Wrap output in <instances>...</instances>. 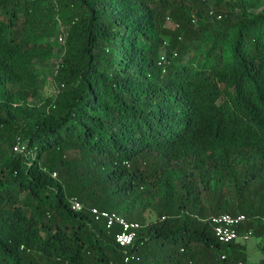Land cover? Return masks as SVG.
I'll return each mask as SVG.
<instances>
[{
  "label": "trees",
  "instance_id": "16d2710c",
  "mask_svg": "<svg viewBox=\"0 0 264 264\" xmlns=\"http://www.w3.org/2000/svg\"><path fill=\"white\" fill-rule=\"evenodd\" d=\"M261 1L0 0V264H247L211 218L264 242ZM57 19L58 93L29 106ZM91 209L138 223L132 244Z\"/></svg>",
  "mask_w": 264,
  "mask_h": 264
},
{
  "label": "rangeland",
  "instance_id": "374dc122",
  "mask_svg": "<svg viewBox=\"0 0 264 264\" xmlns=\"http://www.w3.org/2000/svg\"><path fill=\"white\" fill-rule=\"evenodd\" d=\"M50 1V0H48ZM263 7L261 0H254V3L248 8L249 13H257ZM241 13L239 9L233 10L230 15L233 18L238 17ZM66 37L65 29L62 23L57 19L53 24V36L43 40V43L49 44V56L36 57L32 60L33 76L29 79L26 100L29 106H40L54 100L58 93V88L55 82V75L58 65L63 55V43ZM169 51L164 48L161 53L162 59L168 55ZM22 84V83H21ZM23 85V84H22ZM5 154L9 155V150L5 146ZM4 157H0V164ZM143 223L155 221L154 213L144 212ZM248 262L247 264H264V242L258 237H250L245 242Z\"/></svg>",
  "mask_w": 264,
  "mask_h": 264
},
{
  "label": "built area",
  "instance_id": "2783aa9c",
  "mask_svg": "<svg viewBox=\"0 0 264 264\" xmlns=\"http://www.w3.org/2000/svg\"><path fill=\"white\" fill-rule=\"evenodd\" d=\"M25 147L18 142L12 147L14 153H23ZM53 176H55L53 174ZM70 208L78 212L82 209L81 204L75 199L69 200ZM91 214L96 221H103L107 229L118 226L121 231L115 236V243L120 247H126L132 244L136 238V232L140 225L136 222H128L122 216L107 211H98L91 209ZM245 220L243 215L232 216L229 214H220L211 218L213 233L218 242L228 244L231 242L247 241L251 237V232L240 233L238 226Z\"/></svg>",
  "mask_w": 264,
  "mask_h": 264
}]
</instances>
